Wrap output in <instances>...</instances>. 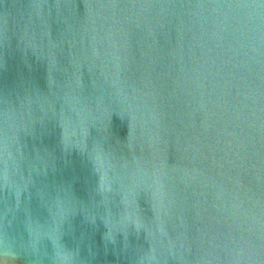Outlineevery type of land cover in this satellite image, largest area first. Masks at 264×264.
I'll return each instance as SVG.
<instances>
[{"label": "water", "instance_id": "1", "mask_svg": "<svg viewBox=\"0 0 264 264\" xmlns=\"http://www.w3.org/2000/svg\"><path fill=\"white\" fill-rule=\"evenodd\" d=\"M0 264H264V0H0Z\"/></svg>", "mask_w": 264, "mask_h": 264}]
</instances>
